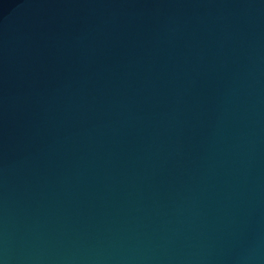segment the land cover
<instances>
[{
  "label": "water",
  "instance_id": "95a60500",
  "mask_svg": "<svg viewBox=\"0 0 264 264\" xmlns=\"http://www.w3.org/2000/svg\"><path fill=\"white\" fill-rule=\"evenodd\" d=\"M0 264H264V0H0Z\"/></svg>",
  "mask_w": 264,
  "mask_h": 264
}]
</instances>
